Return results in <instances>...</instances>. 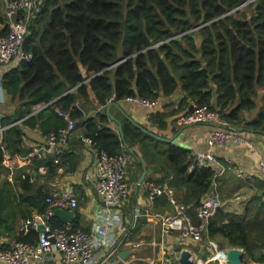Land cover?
Masks as SVG:
<instances>
[{
	"label": "trees",
	"instance_id": "obj_1",
	"mask_svg": "<svg viewBox=\"0 0 264 264\" xmlns=\"http://www.w3.org/2000/svg\"><path fill=\"white\" fill-rule=\"evenodd\" d=\"M4 21L0 16V24ZM28 28L24 47L33 58L12 66L2 80L12 100L25 106L19 114L0 120L5 127L0 146L11 154L28 152L22 148L24 126L37 128L43 135L63 127L58 110L80 120L77 125H85L83 133L99 148L118 154L124 148L122 141L97 107L102 109L110 101L135 95L158 100L173 96L178 89L182 92L181 108L189 104V110L207 106L217 110L230 127L264 133V0H40V11ZM76 102L83 112L74 106ZM35 105L47 106L32 113ZM84 109L96 113L83 120ZM256 109L251 119L243 116ZM166 116L165 112L150 115L151 123L165 127ZM15 119L22 123L10 125ZM122 130L126 142L143 159L151 157L148 153L163 152L165 180L157 183L166 182L174 189L194 223L198 222L194 209L215 184L221 205L209 218L202 241L210 239L222 248H241L246 264H264L263 178L245 180L230 170L218 175L212 166H191L188 150L165 144L130 123H124ZM2 154L0 149V171L4 169ZM64 156L62 150L42 162L33 160L37 176L54 178ZM41 164L46 167L45 174L38 172ZM139 171L137 163L133 183ZM251 184L256 191L245 202L242 213L224 209V202ZM18 185L23 194L31 192V197L14 201L45 213L47 194L34 190L35 185L26 180H19ZM7 200L10 205H0V238L4 239L0 250L10 247V239L36 243V231H18L19 219L15 217L20 214L24 220L28 214L20 204ZM153 210L170 212L165 194L155 199ZM74 212L70 225L82 229L77 209ZM49 223L55 227L66 224L52 216ZM183 248L179 245L173 250Z\"/></svg>",
	"mask_w": 264,
	"mask_h": 264
},
{
	"label": "crops",
	"instance_id": "obj_2",
	"mask_svg": "<svg viewBox=\"0 0 264 264\" xmlns=\"http://www.w3.org/2000/svg\"><path fill=\"white\" fill-rule=\"evenodd\" d=\"M3 2L4 0H0V16L4 18ZM12 66L15 67L16 65L11 63L0 65V120L5 117L9 118L15 116L25 109V106L21 105L17 100L13 101L2 87L3 75L10 68H12ZM260 93L261 91H259V94ZM134 97L140 96L135 95ZM181 97L182 92L180 89H178L173 96L161 97L158 100L141 97L153 101L155 104L152 107H142L137 103L125 99L116 102L117 106H111L109 111L116 119L120 121L122 126L124 123H130L154 135L155 137L150 135L153 138H156V136L159 137L156 139L162 141L165 144L170 143L169 139H173L171 142L173 145L188 150L189 152L206 150L208 148L207 138L214 127L209 124H189L184 122L182 118L186 115V113L192 111L189 110L190 106L192 105L189 104L187 107L181 108ZM91 99L93 100L94 104L95 100L93 96H91ZM41 106H32V113L37 112L40 108H42ZM97 110H102L105 114L104 108L101 109V107H97ZM85 111L86 113L83 120L88 119V116L93 117L96 113V111L92 109H87ZM257 111L258 109L250 113H245L243 116L249 120L255 116ZM162 112L167 114L165 117L166 125L165 127L158 128L155 123H151L150 115ZM76 120L77 125L80 120ZM20 123H22V120L15 119L10 125ZM108 126H111V128L116 130L115 123L111 122L110 119ZM0 128H2L0 131L1 141L4 127L0 125ZM84 128L85 125L83 123L77 125L68 142L61 147V151L63 150V153H66V156H64V159L61 160L62 167L57 169V174L52 179L47 180L45 177L40 178L37 176L32 163L34 159L31 161H19L20 166L15 170L13 175H10L9 170L2 164L4 169H1L0 171V205H10V202L7 199H11L12 205L20 204V209L25 214H28V216L24 220H20L22 219V215L20 214L15 217L16 219H19V228L25 223V221L33 219L37 215H41V213H37L36 209L29 207L27 203L14 201V198L19 199L20 197H31V192L23 194L21 188L18 185L19 180H21L19 175L22 172H27L29 175H33L36 178L35 181L31 183L35 185L34 190H39L47 195L56 190L69 189L72 192L74 198L77 199V207L71 210L73 211L75 217L74 210L77 209L78 222L82 227V230L89 233L93 228V225L98 223L99 215L101 213L106 214L104 211L105 206L101 204L100 198L96 193V181L94 176V163L97 151L101 148H99L98 145L97 148L94 145L86 144L80 140L81 136H87L83 133ZM246 129L247 130L240 133L254 140L257 148L261 149L264 153V133L257 134L254 131H249L251 129ZM23 133L24 137L22 148L25 149L24 152L29 151V148L32 145L40 143L44 139V135L37 128H29L24 126ZM162 148H164V145H160V149ZM124 149L125 148H123V150ZM210 150L220 160L219 165L214 166V169L218 175H222L225 173V171L230 170L235 173L241 172L250 175V178L240 177L245 180H250L253 177H261L258 173L257 158L255 155L250 154L243 146L230 143L223 147H212ZM122 151L118 154H121ZM128 154L134 161L133 166L128 169L127 173V182L129 184L130 191L126 198L127 200H125L119 206L114 207L112 209L113 211H111V216L115 220L116 224H111L109 227H106L107 238L105 240V244L108 245L110 243L111 247L109 246V251H97L99 256L98 264H110V258L118 257L119 252L122 251H129V254H127L123 259L118 257V260L113 261L114 264H158V262L163 257H165V251L172 250L174 247L179 245H183V249H188L191 254H194L197 257L199 253L205 254L206 259L207 253L203 249V244L206 241H202L201 243L181 241L177 234H171L162 237L160 233V222L158 218L153 217L155 212L153 210L154 206L150 208V215H145L143 213V210L148 206L147 195L149 186L167 185L166 182L162 184L157 183L159 181L165 180V171L163 172L162 170L163 166H165V157H162L163 154L148 153L151 155V157L145 156L143 159L141 154L136 153V155L145 163L147 167V174L142 185L138 189L137 196L135 197H133V191L136 182L133 183L132 178L137 171L138 162L130 152H128ZM14 155L20 154L14 153ZM226 157L233 161V168L225 167L226 165H223V159ZM139 166L140 171L138 173V177L142 170L140 164ZM255 191L256 189L252 186V184L251 186H244L240 194H237L235 197L227 200L223 203V205L228 208L229 211L242 213L245 202L255 193ZM169 206L171 212L172 206ZM8 209L9 207L7 206L5 212H7ZM161 210L164 212L165 208ZM170 212L160 214H168ZM133 228H136V230L132 233ZM123 233H125L128 238L132 236V239L129 238V240L126 241L123 238L117 248L114 249V246ZM2 241H4V239L0 238V242ZM9 242H11V244L13 243L11 239ZM133 243H137L139 246L135 248V246H132ZM188 245L196 246L198 247V250H194ZM0 264L4 263L0 261ZM32 264L39 263L32 262ZM45 264H62L61 256L54 253L51 255L49 261H47ZM209 264H216V262Z\"/></svg>",
	"mask_w": 264,
	"mask_h": 264
},
{
	"label": "built area",
	"instance_id": "obj_3",
	"mask_svg": "<svg viewBox=\"0 0 264 264\" xmlns=\"http://www.w3.org/2000/svg\"><path fill=\"white\" fill-rule=\"evenodd\" d=\"M5 21L0 25V65L13 64L21 65L32 60V52L25 49V40L28 35L27 28L33 17L40 11V0H4ZM130 100L142 107H152L155 103L141 97H129ZM83 112L81 105L76 102L74 105ZM42 107V106H41ZM58 115L62 117L64 126L55 132L44 135L42 142L32 145L29 151L23 155L10 154L3 151L2 164L13 175L19 168L20 162L24 160L44 161L47 157L59 155L61 147L65 145L76 127V119H73L69 112L58 110ZM189 124L217 123L227 125L220 117L217 110L207 106H198L186 113L182 118ZM5 129V127H4ZM3 129V130H4ZM2 128H0V131ZM80 140L86 144L97 147L96 141L89 136H81ZM230 143L243 146L250 154L257 158L259 176L264 179V153L257 148L254 140L238 132H232L221 128H214L207 138L208 148L203 151L190 152V164L197 167H214L219 165L220 160L210 150L212 147H223ZM98 148V147H97ZM134 164L128 151L124 149L121 154L111 155L104 149H98L95 163L94 176L96 181V193L100 202L105 206V213L99 215L98 223L88 233L80 228H72L70 224L63 227H55L49 223L54 208L73 209L77 207V199L74 198L69 189H60L48 194L45 198L47 210L44 214L37 215L33 219L25 221L20 226L19 231L26 234L30 230L37 232V227L43 225V231L37 232L36 243H29L21 240L14 241L8 249L0 250V261L4 264H32V262L45 264L54 253L59 254L62 264H98V250H110V243L105 244L107 238L106 227L116 224L111 216L112 209L127 200L130 191L127 182L128 169ZM225 167L233 168V161L226 157L223 159ZM38 172L44 174L46 167L38 166ZM237 173V172H236ZM239 177L250 178L246 173H237ZM21 180L33 183L35 177L27 172L19 175ZM165 194L168 198L172 210L168 214L154 212L153 217L160 222L161 236L177 234L181 241H191L201 243L206 232L209 218L214 214L215 209L221 205L218 194L214 191L194 209L198 222L194 223L186 213L187 207L177 198L173 188L168 185H150L148 188V206L143 210L145 215H150V208L154 206L155 199ZM126 241L128 236L123 237ZM110 246V247H109ZM135 248L139 246L133 243ZM109 247V248H108ZM203 249L207 253L206 259L198 260L197 264L217 263L218 261L227 264L226 249L222 248L216 241L207 240L203 244ZM167 257L161 259L160 264H178L177 255L171 250H167ZM110 264H114L113 261Z\"/></svg>",
	"mask_w": 264,
	"mask_h": 264
},
{
	"label": "water",
	"instance_id": "obj_4",
	"mask_svg": "<svg viewBox=\"0 0 264 264\" xmlns=\"http://www.w3.org/2000/svg\"><path fill=\"white\" fill-rule=\"evenodd\" d=\"M120 61L121 60H118L117 62H120ZM78 67H79L80 71L84 70L83 66L79 62H78ZM46 106L47 105H43L42 107H46ZM111 106H117L116 102L110 101L108 104L105 105V107H104L105 114L107 115V117L110 119L111 122L115 123L116 130H117V133L119 135L120 140L122 141L123 147L128 152H130L135 157L136 161L141 165V169H142L141 173H140V175H139V177H138V179L134 185L133 197H135V196H137L138 189L142 185L144 178L147 174V167H146L145 163L136 155V153L133 151L131 146L126 142L125 137H124V133L122 130V124L109 111ZM190 108H191V106H190ZM207 124L213 126L214 128H221L224 130H228V131H232V132H238V133L247 130L243 126L230 127L228 125H220V124H216V123H212V124L207 123ZM249 131L253 132V130H249ZM145 132L151 136H154L147 131H145ZM156 138H159V137L156 136ZM172 140L173 139H169V142L171 143ZM214 188H215V184H212L208 190V195H210L212 193V191H214ZM133 216H134V213H133ZM52 217L57 218L59 220H62L68 224H71L75 220L74 213L71 209L54 208L52 210ZM42 231H43V225L40 224L37 227V232H42ZM173 234H175V233H173ZM124 236H125V233H123L121 235L120 239L117 241L116 245L114 246V249L117 248V246L120 244V242L122 241ZM225 249H226L225 254H226L227 264H246L245 252L241 248H225ZM171 251L175 255L178 256L177 257L178 264H197V261L201 260L196 255L191 254V252L188 249H181V251H179V252H176L173 249ZM127 254H129V251H122V252H119L118 257L123 259ZM167 254H168L167 251H165V257H163V258H166L168 256ZM118 257H111L110 261L118 260L119 259ZM160 261L158 262V264H160ZM217 263L223 264V262H220V261H218Z\"/></svg>",
	"mask_w": 264,
	"mask_h": 264
},
{
	"label": "rangeland",
	"instance_id": "obj_5",
	"mask_svg": "<svg viewBox=\"0 0 264 264\" xmlns=\"http://www.w3.org/2000/svg\"><path fill=\"white\" fill-rule=\"evenodd\" d=\"M167 147V146H166ZM166 149V148H165ZM162 154H163V152H162ZM162 157H165L164 156V154H163V156ZM165 164H166V162H165ZM189 247H191V248H193L194 250H198V247H196V246H191V245H188ZM205 254H203V253H199L198 254V257L200 258V259H202L203 261L205 260Z\"/></svg>",
	"mask_w": 264,
	"mask_h": 264
},
{
	"label": "bare ground",
	"instance_id": "obj_6",
	"mask_svg": "<svg viewBox=\"0 0 264 264\" xmlns=\"http://www.w3.org/2000/svg\"><path fill=\"white\" fill-rule=\"evenodd\" d=\"M28 29H29V28H27V33H28ZM148 199H149V198H148ZM225 209L229 210L228 208H225Z\"/></svg>",
	"mask_w": 264,
	"mask_h": 264
},
{
	"label": "clouds",
	"instance_id": "obj_7",
	"mask_svg": "<svg viewBox=\"0 0 264 264\" xmlns=\"http://www.w3.org/2000/svg\"><path fill=\"white\" fill-rule=\"evenodd\" d=\"M217 124V123H216ZM214 129V128H213Z\"/></svg>",
	"mask_w": 264,
	"mask_h": 264
}]
</instances>
